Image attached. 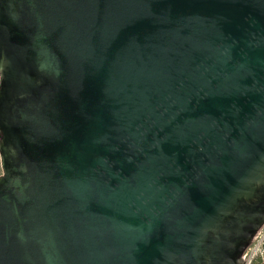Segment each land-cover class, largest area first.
Instances as JSON below:
<instances>
[{"label":"water","instance_id":"95a60500","mask_svg":"<svg viewBox=\"0 0 264 264\" xmlns=\"http://www.w3.org/2000/svg\"><path fill=\"white\" fill-rule=\"evenodd\" d=\"M0 159V264H244L264 0H0Z\"/></svg>","mask_w":264,"mask_h":264},{"label":"built area","instance_id":"2783aa9c","mask_svg":"<svg viewBox=\"0 0 264 264\" xmlns=\"http://www.w3.org/2000/svg\"><path fill=\"white\" fill-rule=\"evenodd\" d=\"M244 264H264V225L246 250Z\"/></svg>","mask_w":264,"mask_h":264},{"label":"rangeland","instance_id":"374dc122","mask_svg":"<svg viewBox=\"0 0 264 264\" xmlns=\"http://www.w3.org/2000/svg\"><path fill=\"white\" fill-rule=\"evenodd\" d=\"M2 173L1 159H0V174Z\"/></svg>","mask_w":264,"mask_h":264}]
</instances>
